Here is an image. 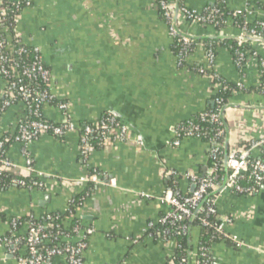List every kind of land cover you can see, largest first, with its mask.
Segmentation results:
<instances>
[{"label":"crops","instance_id":"0c3cea01","mask_svg":"<svg viewBox=\"0 0 264 264\" xmlns=\"http://www.w3.org/2000/svg\"><path fill=\"white\" fill-rule=\"evenodd\" d=\"M30 1L19 15L15 34L26 46L40 49L50 72L48 89L55 102L43 108L44 119L81 127L114 116L128 132L124 140H117L112 131L87 156L81 153L78 129L63 138L46 135L27 145L9 144L5 156L18 167L17 173L30 160L43 188L0 190V236L10 234L12 218L25 221L65 214V228L77 225L82 233L93 230L86 239L82 264H166L176 252L175 239L145 236L149 224L169 210L158 198L170 181L181 194L191 193L189 177L205 176L210 170L206 140L184 139L178 147L171 145L179 124L213 104L217 89L199 68L244 86L229 102L238 107L226 113L229 151L248 139L264 136V110L260 109L264 92L257 89V70L240 71L229 48L219 43L214 44V66L208 68L204 40L236 41L240 29L231 20L215 29L179 16L178 30L199 41L179 66L173 38L156 0ZM215 2L181 3L203 11ZM225 7L231 12L248 8V23L264 17V0H228ZM251 47L264 59V43L252 42ZM3 87L0 76V137L25 118L20 102L2 108ZM57 102L68 104L66 115L56 109ZM259 153L254 151V155ZM93 171L103 173L115 186L81 183ZM216 211L231 220L226 231L243 246L211 244V264H264V186L247 195L222 191ZM192 235L196 247L198 229ZM196 251L190 252L191 264ZM24 254L23 245L0 247V264H18L16 257ZM48 264L67 262L59 256Z\"/></svg>","mask_w":264,"mask_h":264},{"label":"built area","instance_id":"2783aa9c","mask_svg":"<svg viewBox=\"0 0 264 264\" xmlns=\"http://www.w3.org/2000/svg\"><path fill=\"white\" fill-rule=\"evenodd\" d=\"M227 1L218 0L220 5H225ZM1 4L2 0H0V32L4 34V37L0 38V76L4 82V87L1 106L5 109L20 102L25 108V118L16 122L12 132L0 137V176L3 173L12 175L10 184L13 186L27 190L41 189L43 188V183L36 178L38 174L30 160L27 161L22 169L23 174L17 173L18 167L5 156L6 147L9 144L19 143L27 145L46 135L63 138L68 133L78 129L80 132L81 153L87 156L94 150L91 142L92 138L101 144L108 139L112 131H116V139L124 140L128 130L114 116H106L96 123H87L81 127H77L70 121H64L59 124L46 121L43 116V108L55 102L48 89L50 72L44 63L40 49L26 46L16 36L15 27L19 16L15 18L16 24L13 28V35H11L10 27L3 26L8 15L1 8ZM23 4L24 7L30 6L31 1L23 0ZM156 5L168 25L171 37L173 40L176 38L177 42L182 45L177 58L178 65L183 66L186 57L191 51L193 38L188 34H179L174 27V2L159 0ZM217 13L218 10L216 8H206L203 11H198L179 5L178 9V17L181 16L187 22L199 26H214L217 24ZM249 13L248 8L235 10L232 11L228 20L235 22V19L239 17H244L246 20V14ZM260 25L264 27V21ZM239 29L241 35L237 40L238 50L233 56L234 63L240 71L248 68L257 70L259 76L257 89L263 93L264 59L259 56L253 47L246 48L242 45V42L245 41L244 38L261 39L254 30H249L246 25L239 27ZM27 48L31 50L33 58L31 63H26L23 59V55L28 52ZM206 57L208 68L211 70L215 61V51L211 44L207 45ZM206 71V68H199L198 70L201 74H205ZM207 76L212 79L214 88L219 89L221 87L217 73ZM35 81L45 84L46 88H39ZM237 86L240 90L244 88L241 83H238ZM217 104L219 108L216 112L205 110L198 116L200 122H210L216 126L210 139H207L205 130L200 128L198 123L195 122V118H192L176 127L171 145L178 147L184 139H207L210 145L211 160L221 162L223 166V148L226 132L222 126L220 112L227 104H223L222 100H218ZM54 106L62 114H67L68 104L66 102H57ZM256 150L260 151L259 155H254ZM226 166L225 185L217 194H214V192L221 187L224 176L219 181H216L214 178L215 168H210L205 176L191 175L189 179L192 186H194V190L187 196H180L172 187L166 188L158 200L168 206L169 210L156 223L149 224L148 229L155 224L173 226L182 219H194L198 214H201L199 220L202 227L211 228L217 235L229 241L233 246L242 247L243 243L236 236L230 235L226 231V227L231 222L229 218L220 217L219 215L214 221H209L208 218L211 213L216 211L217 197L222 191L227 190L237 195H247L256 192L260 186H264V136L260 139H248L242 145L230 150L227 155ZM80 181L81 183L115 186L113 181L108 182L103 173L96 171H93L92 174ZM202 201L204 202L200 206ZM42 219L41 217L22 221L18 218H12L10 220V234L0 236V247L15 249L17 246L23 245L25 254L16 257L18 264H48L51 259L59 256H63L67 264H82L83 252L87 246L86 239L87 236L93 233V230L87 229L82 233L79 227L75 225L72 229L73 236H71L69 233L62 231L59 224L54 225L48 222L50 220L49 216L46 219ZM21 228H24V233H20ZM188 231L189 227L182 226L179 233L185 234ZM167 234L168 232L166 231L161 232L158 238H164ZM209 248L210 246H199V254H195L194 264H211ZM166 264H172L171 259Z\"/></svg>","mask_w":264,"mask_h":264},{"label":"trees","instance_id":"16d2710c","mask_svg":"<svg viewBox=\"0 0 264 264\" xmlns=\"http://www.w3.org/2000/svg\"><path fill=\"white\" fill-rule=\"evenodd\" d=\"M159 0H156V2H158ZM182 2V0H181ZM180 2V6H182L183 4ZM1 8H3L6 12V14L8 15L6 17L5 22L3 23V26H8L10 27L11 30V35H13V28L15 27V18H17L22 9L24 8V4H23V0H2V4H1ZM209 9L211 8H216L218 10V13L216 14V21L217 24H215L213 27L215 29H221L226 21L231 17V11L225 7V5H220V3L218 2V0H216V2L214 3L213 6L208 7ZM160 11V10H159ZM161 13V11H160ZM162 15V14H161ZM264 21V17L262 19L256 20L253 23H246V20L244 17H239L237 19H235L234 24L236 26L241 27L243 25H246V27L249 30H254L255 33L260 37L262 43H264V27H262L260 25V23ZM4 37V34L0 32V38ZM206 45L211 44L213 46V49L215 51V43H219V44H224L226 45L229 50L231 51L232 55H235L236 50H238L237 47V40H209L206 39L204 40ZM192 47L191 50H193L194 46L199 43L198 40L193 39L192 40ZM251 41H243L242 45L243 47L246 48H251ZM182 45L181 43L177 42L176 38L173 40V46L172 49L175 53V55H178L179 52L181 51ZM28 52L26 54L23 55V59L25 60L26 63H31L33 61V58L31 56V50L30 48H27ZM215 74L214 71H206L205 75H212ZM218 80L219 83L221 84V87H219V89H217L215 91V94L212 97V103L213 105H211L210 107H208L207 111H211V112H216L219 108V105L217 104L218 100H222L223 104H228L230 102V100L232 99V97L238 93L241 92V90L238 88L237 84L235 83H231L228 82L225 78H223L222 76H219L218 74ZM38 85L39 88H46V85L41 83L40 81H35ZM229 109H227L225 111L224 117H225V122H226V113ZM199 114L195 117V122L198 123V125L200 126V128L202 130H205L206 133V137L207 139H210L213 135L214 129H215V125L210 123V122H200L198 119ZM106 117V116H104ZM87 124V123H85ZM84 125V124H83ZM222 126H224V122L222 121ZM207 139H204L207 141ZM92 145L94 147V149H97L99 147V142L95 139H91ZM210 168H215V174H214V178L216 181H219V179L221 177L224 176V168L221 164V162H214L213 160H211L210 158ZM11 179H12V175L7 174V173H3L0 176V190L1 189H5L8 187H11L13 185H11ZM28 181V179H26ZM170 187L174 188L180 196L184 197L189 195L190 193H186L185 195L181 194L177 188L176 185L170 181L169 183ZM20 188V187H19ZM24 189V188H23ZM239 195V194H238ZM49 216L50 220L48 222L56 225L59 224L60 229L62 231H65L67 233H69L71 236H73L72 233V229H68L64 227V224L62 223V218L65 216V214H59V213H51V214H46L44 215L42 218L46 219V217ZM201 214H198L190 223L189 220H180L179 222H177L175 225L170 226V225H159V224H155L153 227L149 228L146 230L145 232V236H149L153 239H157L158 235H161V232H168V234L166 235V237L161 238L164 240H168V239H175L176 243H177V249L176 252L174 253V255L170 258L172 261V264H179V263H187L188 262V251L193 252L195 249L197 250V254H199V246L203 245V246H210L213 243H218V242H227L229 244H231L229 241L224 240L221 236L217 235L213 229L208 228V227H202L200 225V218ZM218 216L217 211L211 213L209 215L208 220L209 221H214L215 218ZM42 219V220H43ZM26 220H29L26 219ZM182 226H187L190 227V234L192 235V230L193 229H198V244H197V248L193 245V243H191V236L188 233L185 234H181L179 233L180 229ZM191 256V253H190ZM185 261V262H182ZM191 264V263H190Z\"/></svg>","mask_w":264,"mask_h":264},{"label":"water","instance_id":"95a60500","mask_svg":"<svg viewBox=\"0 0 264 264\" xmlns=\"http://www.w3.org/2000/svg\"><path fill=\"white\" fill-rule=\"evenodd\" d=\"M178 9H179V0H176V2H175V16H174L173 24H174V27L176 28L177 32H178L179 34H182V33L178 30V28H177V26H176L177 17H178ZM192 38L194 39V37H192ZM236 39H239V38H236ZM244 39L247 40V41H257V42H262L261 40H258V39H250V38H244ZM212 105H213V104H212ZM235 107H238V106L229 103V104L225 105V106L222 108L221 112H220V117H221V120L224 122V126H225L224 128H225V132H226V133H225V134H226V137H225V143H224V148H223V168H224V173H225V175H224V179H223V182H222V184H221V187H220L216 192H214V194H217V193H218V192L224 187V185H225V179H226V173H227L226 162H227V155H228V152H229V147H228V126H227V124H226V122H225L224 114H225V111H226L227 109L235 108ZM260 109L264 110V107H261ZM193 190H194V186H192L190 192H193ZM203 202H204V201H202V202L200 203V206L203 204ZM192 220H193V218H191V219L189 220L190 223L192 222ZM188 234H190V227H189ZM190 263H191V257H190V251H188V262H187V264H190Z\"/></svg>","mask_w":264,"mask_h":264}]
</instances>
